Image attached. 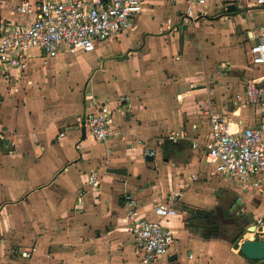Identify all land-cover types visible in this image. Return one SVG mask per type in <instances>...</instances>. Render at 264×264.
<instances>
[{
    "label": "crops",
    "instance_id": "1",
    "mask_svg": "<svg viewBox=\"0 0 264 264\" xmlns=\"http://www.w3.org/2000/svg\"><path fill=\"white\" fill-rule=\"evenodd\" d=\"M141 1L132 27L92 52L47 58L32 50L20 75H0V264H137L122 209L125 194L146 211L176 193L172 204L180 218L167 225L205 243L219 240L187 224L191 211L212 205L203 152L187 143L207 135L208 112L225 114L231 126L252 123L245 108L231 113L230 101L255 73L229 71L226 53L220 57L214 50L219 38L208 23L231 13L209 11L188 26L179 23L180 4ZM19 2L1 0L0 16L12 20ZM167 18L172 27L165 25ZM245 34L251 37L250 27ZM103 103L114 108L119 133L104 143L82 124ZM89 174L100 180L97 188L86 186ZM192 175L199 180L191 181ZM221 201L216 198V204ZM221 247L227 257L234 254L230 264H257L228 240ZM164 258L153 264H180L170 251ZM188 259L199 264L191 254Z\"/></svg>",
    "mask_w": 264,
    "mask_h": 264
},
{
    "label": "built area",
    "instance_id": "2",
    "mask_svg": "<svg viewBox=\"0 0 264 264\" xmlns=\"http://www.w3.org/2000/svg\"><path fill=\"white\" fill-rule=\"evenodd\" d=\"M167 1L181 5L179 23L188 26L206 18L209 11L226 15L227 7L233 6L236 10L242 7V2L246 10L259 9L264 17V0ZM142 5L141 0H20L12 11L15 16L12 20L0 16V75L5 77L12 72L20 75L32 50L47 58L59 54L90 53L96 44L129 30L142 11ZM165 25L172 27L171 19L167 18ZM256 30V35L250 37L255 42L248 48L246 67L255 75L245 79L242 91L230 101L231 113L245 108L253 116L252 123L231 126L225 114L208 112L207 135L201 140L193 139L187 145L203 152L204 164L212 175L260 203L263 212L253 218L252 230L245 232L248 237L244 239L264 243V22ZM82 124L95 140L102 143L119 136L114 124V108L108 103L96 106L84 117ZM169 139L176 141L173 133ZM144 154L153 156L154 152L144 150ZM190 180L199 179L192 175ZM85 184L94 189L100 180L95 174H89ZM82 194L80 191L79 197ZM168 196V202L156 203L146 211H142L130 194L123 196L122 209L128 221L137 264H153L167 256L175 241L167 222L177 214L172 204L176 193ZM148 211L154 218L147 217ZM21 254L24 258L30 257L29 252ZM259 264H264V255Z\"/></svg>",
    "mask_w": 264,
    "mask_h": 264
},
{
    "label": "rangeland",
    "instance_id": "3",
    "mask_svg": "<svg viewBox=\"0 0 264 264\" xmlns=\"http://www.w3.org/2000/svg\"><path fill=\"white\" fill-rule=\"evenodd\" d=\"M241 6L242 7H237L235 12L231 13L230 17H227L225 19H216L213 22L208 23V26L211 27L210 29L212 34L219 38L217 40V43L214 42V50L216 52H219L218 55L220 57L223 54V51L226 53V58H228V60L227 62H225V60L222 62H225L226 69H228L229 71H235V69L241 70L247 67L248 48L255 42V39H247V36L245 34L246 29L247 27H250L253 34L256 35L257 27L264 22L263 14L259 9L246 10L245 7H243V2L241 3ZM222 29L227 30L225 34V38H227V41L224 42L223 45H221ZM238 37L241 38L239 42L238 40L236 41ZM231 56L235 57L232 62L230 60ZM229 62L230 64H228ZM219 64L220 63H218V65ZM222 71L224 72L225 70ZM208 173L210 174L211 178L210 184L212 193V205L207 208V211H203L201 213L212 214V218L217 219V221L219 222V242L217 241L216 243H210L207 241L205 243L200 240L199 237H187V235H185L183 232H180L178 228L170 225V229L174 232L175 241L174 244L169 248V251L173 253V255L177 256L178 262L180 264H191V260L188 259V254H191L193 259L199 262V264H204L206 261H210L209 264H230L231 260V262H233V257H235L233 256L234 254L232 255V253H230L227 257V253H225L224 248L221 247L223 243L227 244L228 240V235L225 232L224 225L227 223H231L236 218H240V223L251 225L253 217L255 215H258L261 211V205L257 204V201L246 192H239L235 190L236 187H234L233 189V187L227 184L223 179L212 175L210 171ZM213 183L217 186L215 190L213 187ZM218 186H220V188H218ZM217 192L219 194H216ZM216 198H220L222 201L219 204H216ZM231 201L235 204H240L237 208H233V206H231L230 204ZM176 208L177 207H175V209ZM223 210L228 213V216H226L224 213L221 214ZM195 211L196 210L191 211V215L196 213ZM177 213L178 214L176 216L170 218L169 220L175 219L178 221V219L180 218V211H178ZM222 217L224 219H227L224 220L222 219ZM193 232L195 233L194 229ZM245 235L246 234L244 233V238L247 237H245ZM208 252L210 254L211 252H213L212 256L209 255ZM217 252L219 253V256L215 255V253ZM210 257L212 258V260H209ZM164 259L166 258L162 257L161 259H159V262L162 263V260ZM235 262L236 264H238V261Z\"/></svg>",
    "mask_w": 264,
    "mask_h": 264
},
{
    "label": "flooded vegetation",
    "instance_id": "4",
    "mask_svg": "<svg viewBox=\"0 0 264 264\" xmlns=\"http://www.w3.org/2000/svg\"><path fill=\"white\" fill-rule=\"evenodd\" d=\"M230 204L231 206H233V208L238 207V204H235L232 201ZM222 213L224 214L226 213L225 215L228 216V213L225 210H223L221 214ZM212 217H213L212 214L196 212L188 217L187 224L190 225L195 230L196 233H200L205 238L212 236H219L220 235L219 222L217 221V219H214ZM222 219L224 218L222 217ZM239 219L240 218H236L231 223H227L224 225L225 232L228 235V242L241 229L244 230L247 228V225L244 223H240Z\"/></svg>",
    "mask_w": 264,
    "mask_h": 264
},
{
    "label": "water",
    "instance_id": "5",
    "mask_svg": "<svg viewBox=\"0 0 264 264\" xmlns=\"http://www.w3.org/2000/svg\"><path fill=\"white\" fill-rule=\"evenodd\" d=\"M226 10L228 14L235 12V8L233 6L227 7ZM146 161H152V157H147ZM251 230L252 227L247 228V230L241 229L232 237V239H230L229 244L233 250L238 251L246 260L259 264V260L262 259L264 255V243L244 239V233Z\"/></svg>",
    "mask_w": 264,
    "mask_h": 264
},
{
    "label": "bare ground",
    "instance_id": "6",
    "mask_svg": "<svg viewBox=\"0 0 264 264\" xmlns=\"http://www.w3.org/2000/svg\"><path fill=\"white\" fill-rule=\"evenodd\" d=\"M247 235H245V237H246Z\"/></svg>",
    "mask_w": 264,
    "mask_h": 264
}]
</instances>
